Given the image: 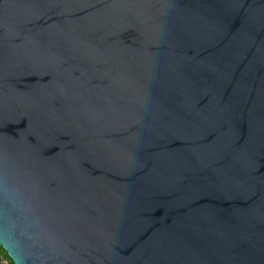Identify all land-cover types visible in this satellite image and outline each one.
Masks as SVG:
<instances>
[{"label": "water", "instance_id": "obj_1", "mask_svg": "<svg viewBox=\"0 0 264 264\" xmlns=\"http://www.w3.org/2000/svg\"><path fill=\"white\" fill-rule=\"evenodd\" d=\"M0 246L264 264V0H0Z\"/></svg>", "mask_w": 264, "mask_h": 264}, {"label": "trees", "instance_id": "obj_2", "mask_svg": "<svg viewBox=\"0 0 264 264\" xmlns=\"http://www.w3.org/2000/svg\"><path fill=\"white\" fill-rule=\"evenodd\" d=\"M0 264H13L11 258L8 256L2 246H0Z\"/></svg>", "mask_w": 264, "mask_h": 264}, {"label": "rangeland", "instance_id": "obj_3", "mask_svg": "<svg viewBox=\"0 0 264 264\" xmlns=\"http://www.w3.org/2000/svg\"><path fill=\"white\" fill-rule=\"evenodd\" d=\"M4 262H5V260H4Z\"/></svg>", "mask_w": 264, "mask_h": 264}]
</instances>
